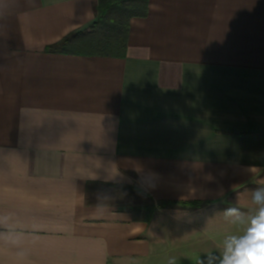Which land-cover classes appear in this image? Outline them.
I'll return each mask as SVG.
<instances>
[{"label":"crops","instance_id":"1","mask_svg":"<svg viewBox=\"0 0 264 264\" xmlns=\"http://www.w3.org/2000/svg\"><path fill=\"white\" fill-rule=\"evenodd\" d=\"M96 4L0 0V264H151L162 203L264 187V0H149L122 57L46 50Z\"/></svg>","mask_w":264,"mask_h":264},{"label":"rangeland","instance_id":"2","mask_svg":"<svg viewBox=\"0 0 264 264\" xmlns=\"http://www.w3.org/2000/svg\"><path fill=\"white\" fill-rule=\"evenodd\" d=\"M258 187L252 190V194ZM131 193L130 203L153 207L150 200ZM247 193L233 197L221 205L187 207L169 205L160 207L153 226L152 242L155 244V256L151 264H207L209 256L219 262L223 240L230 234L243 233L251 216L256 214V206ZM203 208V209H201ZM227 208H237L244 216L243 222H233L225 218ZM200 209V211H195Z\"/></svg>","mask_w":264,"mask_h":264},{"label":"trees","instance_id":"3","mask_svg":"<svg viewBox=\"0 0 264 264\" xmlns=\"http://www.w3.org/2000/svg\"><path fill=\"white\" fill-rule=\"evenodd\" d=\"M97 21L86 31H75L58 43L48 46L47 51L86 56H124L133 18L146 17L149 0H97ZM140 195L141 190L136 189ZM174 203H162L163 206ZM154 206V205H153ZM189 207H201V203H190ZM135 219L150 223L153 207L140 205L134 209Z\"/></svg>","mask_w":264,"mask_h":264},{"label":"clouds","instance_id":"4","mask_svg":"<svg viewBox=\"0 0 264 264\" xmlns=\"http://www.w3.org/2000/svg\"><path fill=\"white\" fill-rule=\"evenodd\" d=\"M247 173L254 171L252 166H241ZM154 187V185H150ZM251 202L257 208L256 214L247 222L243 233L225 237L219 255V264H264V189H257L251 196ZM225 218L233 222H243L244 216L237 208H227ZM215 257L209 256L207 264H213ZM200 264H205L203 260Z\"/></svg>","mask_w":264,"mask_h":264},{"label":"built area","instance_id":"5","mask_svg":"<svg viewBox=\"0 0 264 264\" xmlns=\"http://www.w3.org/2000/svg\"><path fill=\"white\" fill-rule=\"evenodd\" d=\"M213 264H219V262H213Z\"/></svg>","mask_w":264,"mask_h":264}]
</instances>
